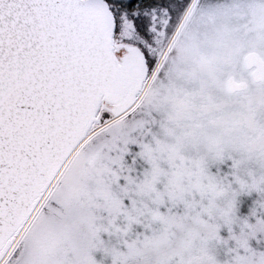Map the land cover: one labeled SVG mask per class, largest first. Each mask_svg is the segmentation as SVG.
<instances>
[{
  "label": "snow or ice",
  "instance_id": "6c2138e0",
  "mask_svg": "<svg viewBox=\"0 0 264 264\" xmlns=\"http://www.w3.org/2000/svg\"><path fill=\"white\" fill-rule=\"evenodd\" d=\"M0 264H264V0H0Z\"/></svg>",
  "mask_w": 264,
  "mask_h": 264
}]
</instances>
